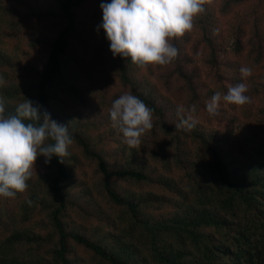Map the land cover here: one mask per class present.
<instances>
[{
    "label": "trees",
    "instance_id": "trees-1",
    "mask_svg": "<svg viewBox=\"0 0 264 264\" xmlns=\"http://www.w3.org/2000/svg\"><path fill=\"white\" fill-rule=\"evenodd\" d=\"M251 1L205 0L171 41L177 58L144 76L97 27L110 0H0L5 114L27 98L74 140L64 163L39 156L28 189L0 197V264H21V248L41 253L38 264H80L72 251L93 264H264V103L253 112L264 86L240 73L264 61V15L247 11ZM222 65L231 84L205 91L201 71ZM238 83L251 102L222 99L210 115L211 97ZM125 93L154 109L137 149L109 117ZM192 105L195 127L177 128V109Z\"/></svg>",
    "mask_w": 264,
    "mask_h": 264
},
{
    "label": "clouds",
    "instance_id": "clouds-1",
    "mask_svg": "<svg viewBox=\"0 0 264 264\" xmlns=\"http://www.w3.org/2000/svg\"><path fill=\"white\" fill-rule=\"evenodd\" d=\"M205 0H110L102 2V28L110 42L113 56L130 58L140 68L149 65L165 66L178 56L171 43L194 27V19L205 12ZM242 78L252 75L250 67L240 68ZM5 81L0 76V86ZM245 83L230 87L221 96L217 92L206 105L210 115H217L221 100L243 106L251 102L245 93ZM188 112L185 116L183 113ZM196 105L189 109L180 107L177 128L195 127ZM154 109L139 97L125 93L114 99L109 117L114 128L122 133L124 143L137 149L142 137L154 127ZM68 124L51 118L50 113L27 98L20 102L14 114H5V103L0 98V197H14L25 192L39 156L49 164L53 156L60 163L71 155L73 144Z\"/></svg>",
    "mask_w": 264,
    "mask_h": 264
},
{
    "label": "rangeland",
    "instance_id": "rangeland-1",
    "mask_svg": "<svg viewBox=\"0 0 264 264\" xmlns=\"http://www.w3.org/2000/svg\"><path fill=\"white\" fill-rule=\"evenodd\" d=\"M221 1L222 0H219V2H221ZM260 1L264 2V0H252L251 2H249L246 5L247 11H252V8L256 7V5H257L258 7L260 6V10H261L262 14L264 15V3L261 6V5L258 4V2H260ZM250 22H252V20ZM250 22L246 25L247 27L249 26ZM249 65H250V62H249ZM153 66H152L153 67L152 74L157 75L161 70L159 68H155L156 65H153ZM140 70H141V73H143L144 76L147 75L148 72H149L146 67L141 68ZM141 73H140V75H141ZM155 75L152 76V78H154L155 80L161 81ZM222 75L224 77L223 79L221 78ZM230 76H231L230 75V69H228L227 65H222L221 70L220 71L219 70L215 71L214 75L212 77L208 76L207 71H201L200 79L203 80L206 83V85H204V89L206 91L208 88H211L212 90H213V88H216L215 87V82L216 81H217V88H218L219 85H222V84H231L230 80H226V77H230ZM248 80L251 82L250 85H257L258 88H263V86H264V61H261L258 65L255 64L253 66L252 75L250 77H248ZM209 81L212 82L210 87L208 85ZM262 103H264V93H263V91L258 93V97H257V99L254 102V107H255V110L253 111L254 114H257L258 105H262ZM220 107L222 109V107H224V103L219 105V109L218 110H220ZM251 116L248 115V117L252 118ZM17 247H18V245L16 246V249H17ZM15 251L16 250H13L12 252L14 253ZM40 254L41 253H36L33 249L26 250L25 248H21V251H16L15 255L19 256L17 258L21 262V264L24 262V260L27 262L26 264H38V261L40 260V257H41ZM83 257H84V254L80 255L78 252H75V251H72L71 254H70V258L74 262H78L80 264H93V263L90 262V259L92 258L91 256L88 257V258H83Z\"/></svg>",
    "mask_w": 264,
    "mask_h": 264
}]
</instances>
